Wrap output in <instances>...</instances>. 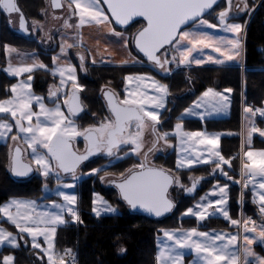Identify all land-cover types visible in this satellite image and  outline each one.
Masks as SVG:
<instances>
[{
	"label": "snow or ice",
	"instance_id": "obj_1",
	"mask_svg": "<svg viewBox=\"0 0 264 264\" xmlns=\"http://www.w3.org/2000/svg\"><path fill=\"white\" fill-rule=\"evenodd\" d=\"M76 4L77 14L80 16V22L77 25L84 24L85 16L90 18V21H95L97 24L110 25L112 21L116 25H128L135 17H142L146 22L144 26L133 35V37H125L122 32L112 30V34L120 41H123L125 49L129 44L134 42V47L141 59L133 58V63H142L143 58L163 70L165 74L168 72L166 65L169 60L160 58L161 50L167 51L175 49L180 54L179 63L183 65L189 58L191 62L202 65L206 62L214 64H223L226 61L232 62L240 55V41L238 38L224 39L216 37L203 28L222 30L227 33L238 34L242 31L240 23L228 22L230 11L232 9L231 0H228V7L220 11L218 14V24H213L204 19V14L216 5L217 0H103L107 5V11L110 12L109 18L104 14L103 9L98 6V0H87L86 3H81L80 0H73ZM54 7H60L57 0H53ZM0 9L7 14L18 12L19 9L14 0H0ZM238 12H245L247 4L241 7L236 5ZM66 26H67V22ZM191 24L192 27L185 30L186 25ZM20 28L25 29V21L23 16L20 18ZM196 29V30H194ZM71 47V45H69ZM200 49H211L219 53L220 57L225 60L207 56L205 59H197L193 57V53ZM14 51L5 45V53ZM61 54L65 52V47L61 45ZM57 57H53V64H56ZM84 56H80L81 69L84 68ZM175 60V57H173ZM95 63V61H93ZM128 63V61H125ZM34 68L44 69L46 66L43 63L31 64L20 67H15L9 64L4 71L9 76L20 77L22 73H31ZM60 76V87L55 90H49V99L57 97V94L63 91V86L71 81V89L65 93L63 106L67 108V115L61 111V105L55 102L54 108L45 106L41 97L34 96L31 91V81L33 77L28 75L27 81H19L11 85V97L0 100V113L10 114L15 120V129L17 135H13L11 139L16 141L19 134H23V142L31 149V162L36 166V171L45 178L54 175L58 180L61 174L70 176L73 181H76L78 169L90 157L97 154H102L111 161L127 158L129 155L139 157L143 155V159L138 163L133 164L130 168L118 175L110 174L107 171L100 176L101 182H105L106 177H110L109 183L113 184L119 191L120 197L130 206L131 209H137L156 217H160L169 213L174 208V203L168 198L167 193L169 186L173 183L180 184L179 179L173 180L164 169L156 168L148 163V156L157 150L156 143L148 148L146 152L141 153L142 141L141 130L145 127L146 120L153 123V132L156 130L158 121V111L165 105V96L167 87L159 81L149 76L143 75H128L124 77L125 95L124 98L118 99L114 93L104 92V98L107 102L109 114L98 122L96 125L80 128L75 124L73 117L81 111L79 92L82 91V86L77 83L75 69L68 65L66 68H53L52 74ZM145 81H151L150 84ZM135 87L128 91V86ZM151 90L154 95H149L147 90ZM231 88L224 90L225 93L231 94ZM203 103L211 104L216 111L225 110L229 103V96L221 92L214 91L208 88L202 93ZM35 102L39 106V112L32 110V104ZM200 104L197 103L196 107ZM188 111V110H186ZM244 113L255 116L257 113L264 117V108L253 110L251 107H244ZM35 116L36 122L32 123ZM43 118V120L41 119ZM25 121L28 123L25 124ZM182 125H175V135L180 143H188L196 140L201 145L212 146L214 149L218 144V139L215 137L205 136L202 132H183L181 133ZM13 130V125L6 120H0V138L6 137ZM258 132L261 137H264V130H261L253 125L248 132L249 138L252 133ZM82 137L85 141V149L80 152L73 147L76 138ZM158 140L167 142L168 133L157 136ZM122 146L130 147V152L124 153L121 157L118 155L123 151ZM171 147V145H169ZM42 149L43 151H40ZM209 158L215 157L212 162L215 163V168L219 169L221 174L228 179L227 172L221 168V164H230L229 160L224 159L219 151L209 150ZM246 162L242 163V178L251 173L253 176L264 177V151L253 152L247 151L244 153ZM201 162V157L197 156L196 160L191 158L177 159V168L191 166L194 163ZM203 163H208V160H203ZM102 168L91 169L90 174H99L103 171ZM10 171L15 177H26L34 171L33 167L23 162V153L20 147H16L14 153H10ZM243 183L247 187L246 181H236ZM74 183H65L63 188H73ZM195 187L185 189L191 193ZM228 185L214 186L210 195L218 196L214 201H209L207 204L200 203L196 205V210L192 207L187 208L183 213L184 216L192 215L197 221H203L206 216L210 215V209H214L216 213H220L226 221L231 225H238L240 222L236 219H230L229 211L226 207L228 200ZM261 190L258 194L260 204V214L264 217V181L258 184ZM218 189V190H217ZM65 204L51 205L52 208L59 211H37L35 201H23L11 199L3 205H0V214H4L7 220L15 224L19 230L20 238L23 234L31 238L33 248H41L38 238L42 237L43 242L47 247L41 248V251L47 255L48 264H65L63 256L56 254L54 249V237L57 228L64 225L67 221L63 213L65 210L72 217L73 223H82L79 215L74 209L77 203V197L74 194H65L59 192ZM254 200L257 192L253 190ZM243 197H241L242 199ZM92 212L97 218L102 215V212L115 213L116 209L93 193ZM15 207L16 213L13 214L10 209ZM24 209V212L20 210ZM245 225L255 221L245 220ZM244 231L256 232V227H245ZM165 237L172 242L171 247L159 248V254L156 259L158 264H182V253L177 249H191L195 254L196 259L192 264H239V259L242 256L244 264H264V256L257 255L251 245L257 237H249L244 235V244L237 253L232 250L231 246L237 242V235H232L227 239V243L217 245L216 241H224V235L210 236L206 232L197 231L196 228L187 232L174 234L165 231ZM258 240L261 245H264V225L260 226ZM8 242L13 248L17 247V237L3 229H0V243ZM123 251V249H121ZM65 255H72L71 250H66ZM252 257L249 262L248 258ZM13 256H4L3 264H13Z\"/></svg>",
	"mask_w": 264,
	"mask_h": 264
},
{
	"label": "trees",
	"instance_id": "obj_2",
	"mask_svg": "<svg viewBox=\"0 0 264 264\" xmlns=\"http://www.w3.org/2000/svg\"><path fill=\"white\" fill-rule=\"evenodd\" d=\"M22 2L27 15L31 19H38V11L44 10L46 6L43 0H22ZM137 23L143 24L142 22ZM137 23L126 31L129 32ZM5 45H14L21 50L40 51L37 46L39 43L36 39H23L10 35L6 29L4 19L1 18L0 65L5 64ZM244 49L245 69L243 75L239 65L227 67L189 66L176 71L173 70L171 74L166 76H161L153 72V75L167 87V93L171 98L168 109L161 116L162 123L160 127L163 131L171 130L173 123L178 120L179 114L208 88L216 91H223L227 88L233 90L230 94L231 108L229 117L224 120H210L205 123L207 130L219 131L225 134L221 138L220 150L227 160L232 161L233 169L232 171H228L223 166L221 168L232 178L230 179L231 181H226L223 178L221 172L215 168V164L189 171L173 172L171 174L175 179L178 178L182 185L185 183L191 185L193 181L202 179L201 189L197 190L193 197L182 195L184 200H181L180 203L179 201L177 202L176 209L170 216L162 220H152L142 215L130 213L123 202L119 200L114 190L104 188L101 185L100 176L104 175L105 171L118 175L120 172L125 171L133 164L139 162L133 156H129L116 164L103 167V171H100L99 174L83 179L78 191V210L82 223H67L64 227L59 228L55 239L56 254L62 255L66 250H71L77 264H156V237L163 228L197 227L200 230L229 229L227 224L218 219H209L204 224H198L194 219L181 220L179 216L190 205L189 203L183 205V202L197 197V195L201 194L215 180L229 183L231 211L233 215L237 213L236 200L239 194V184L236 181L239 180V173L236 161L240 150L241 92H243V96L247 101H251L256 106L264 108V1L247 26ZM41 59L48 68L51 67L52 61L50 57L41 54ZM130 71V69L125 67L90 69V78L85 80V82L83 81L86 89L85 94L93 101L92 98L96 100L97 93L101 92L100 90L102 88L109 87L123 97V78ZM33 77L35 91L42 93L48 86L47 82H49L51 74L49 71H37L33 73ZM0 78L3 83L7 84L15 81V79L8 78L4 74H1ZM41 81L45 84L41 85ZM257 124L260 129H264L263 119H259ZM184 126L186 129L191 130H201L204 128L203 124L198 121H187ZM253 148L264 149V140L258 136L254 137ZM10 150V143L0 145V205L10 198L39 199L44 180L35 177L26 182L14 181L8 173ZM153 161L162 166L172 167L174 152L158 154L153 157ZM102 166H104L103 163H96L89 166L85 171L87 172L93 168L99 169ZM226 179L228 178L226 177ZM175 187L180 191L177 184ZM92 192L100 193L116 206L118 210L116 214L99 218L94 217L91 214ZM249 198V193L244 194V208L249 216L256 215L257 210L251 204ZM0 223L9 232L17 233L13 226L4 221ZM8 250H11V253L14 255V264H44L40 256L27 247L4 249V251ZM260 252L264 255V249H260Z\"/></svg>",
	"mask_w": 264,
	"mask_h": 264
},
{
	"label": "rangeland",
	"instance_id": "obj_3",
	"mask_svg": "<svg viewBox=\"0 0 264 264\" xmlns=\"http://www.w3.org/2000/svg\"><path fill=\"white\" fill-rule=\"evenodd\" d=\"M43 1H45V4H46L45 9L38 11L37 17H38V19L42 20L43 24L44 23L46 24L47 20H49V24H48V27H46L45 24L42 26L43 27L42 31L40 32L39 36H37L36 39L38 40V43L40 45L44 46L46 49H49L50 46H52L54 44V32L56 31V29H58L60 27L62 29H60L59 32H57V34L59 35L58 42H59V45L63 44L65 47V52L63 54H61V52H60L59 56L57 57L58 59H57L55 65L53 64V60H52V68L49 69L51 74H52L54 67L66 68L68 65H71L75 69V74H76V77L78 78L77 70L70 63V59H69V52L75 46L76 48H79L80 50H82L85 53V55H88L89 56L88 59L92 63H93V61H95V62L99 61V62L103 63V66L109 65L111 67H125V68L131 70L130 72H127L125 74V76L143 75V76L152 77L153 79L159 81L153 75V72L155 74H159L161 76H166V75L171 74V71H173V70L176 71L180 68L189 67V66L190 67H195V66L227 67V66H232V65H239V68H240L241 73L243 75V71L245 69V65H244L245 49L244 48H245L246 29H247L249 22L251 21V18L254 16V14L256 13V11L258 10V8L260 7L261 3L264 0H231L232 9L230 11V16H229L228 22L240 23L243 26L242 31L238 34L227 33V32H224L222 30L208 29L206 27L202 29V30L207 31L216 37H222L224 39L238 38L240 41V45H241L240 55L236 58L235 61H232V62L226 61L224 57H220L219 53L212 51L210 48L209 49L198 48V50L193 53V57H195L197 59H205L206 60L207 56H212L214 58L225 60V62L223 64H219V65L211 63V62H206L202 65H197V64L191 62L192 58H189V61H186L183 65H181L179 63V61H180L179 52L176 51L175 49L169 48L167 51H165L161 55L162 61L164 59H167L170 61V63L168 65H166V67L168 68L167 74H165L162 69H158L154 65L146 63L144 61L142 63H133L134 57L136 59H141V58H139L133 54V52L131 50L132 49L131 43L129 44L128 48L125 49L123 46V41H120L117 37H115L112 34V30H114L117 32H122L125 37L131 38L143 26V24L137 23L136 26H133L132 29L129 30V32H130L129 33L127 31H118L117 29L114 28L112 23L110 25L97 24L95 21H90V18L85 16L86 22L84 24L80 25L79 27H77V25L80 22V16L77 14L78 10L76 9V4L73 2V0H67V3H65V10L63 13H61V15L50 11V9L48 8V5H47V2H49V0H43ZM80 2L86 3L87 0H80ZM245 3L247 4V10L245 12H238V10L236 9V5L239 4L242 7L243 4H245ZM98 6L101 9H103L104 14L107 15L103 5L101 4V2L99 0H98ZM226 7H228V0H223L220 3V5L214 11H212L208 17H204V19H206L210 23L218 24V14L220 11L224 10ZM41 20H39V21H41ZM65 22H67V26H66ZM191 27H192V25L187 27L185 30H187ZM194 30H196V29H194ZM43 39L46 42H44ZM69 45H71V47H69ZM10 46H12V45H10ZM9 48L14 49V51H11L9 53L4 52V56L6 58V61H5L4 65H0V77H1V74H4L8 78L15 79V81L7 84V83H3L1 78H0V100L10 98L11 97V85L18 83L21 80L27 81L28 75H31L33 77V72L36 69L48 70V67L43 63L46 66V68H44V69L34 68L33 72L22 73L20 77L9 76L4 71V69H6L9 66V64H11L12 66H15V67H20V66H25V65H31L34 63H36V64L40 63L38 61V58L33 56L31 53H30L31 54L30 55L26 51H21L20 48H15V47H9ZM43 50L45 51V49H43ZM36 56H37V54H36ZM173 57H175V60H173ZM125 61H128V63H125ZM109 66H107V67H109ZM81 71L83 72L84 70H81ZM88 74L90 75V73H88ZM55 76L57 77L58 81L56 82L55 85L53 84V87L51 86L52 87L51 89H53V90L60 87V76L58 73ZM33 79H34V77H33ZM33 79L30 82L32 85L31 91H32L33 95L41 97L45 106L48 108H54L55 107L54 101L58 102L61 105V111H63L67 115V108L63 106V101L65 98L64 94L67 93V89L70 85L69 83H72V82L68 81L63 86V91L58 93L57 97L50 100L49 99V90L50 89L48 91H46V93L36 92L34 89V85H33ZM159 82L161 83V81H159ZM145 83L150 84L151 81H145ZM134 87H135L134 85H129L128 91H131ZM147 91H148L149 95L155 94L150 89ZM214 91H216V90H214ZM122 92H123V97L119 96L120 97L119 99H121V100L124 98V95H125L124 78H123ZM217 92H221L224 95L229 96L230 103L225 110L218 112L212 107L211 104L203 103L202 101L204 98H202V94H201L185 110H183L179 114L178 120H176L173 123L171 130L163 131L160 127V124L162 123L161 116H162V113L168 109L169 101L171 99L170 95L168 93L166 94L164 107L162 109L157 110L159 123L156 124L155 132H153V123L154 122H152L150 120H146L145 127L141 130V141H142L141 153L146 152L148 150V148L152 147L153 143H156V145H157V150L154 153H150L148 156V163L149 164H151L152 166H155L156 168H162L171 174V173L176 172V171H189V170H193V169H196L199 167L215 164L212 161L215 160L216 158L215 157L209 158V156H208V152L210 149L213 151H219L221 156H223L221 153V150H220V143H221V138L225 134L223 132L214 131V130L209 131L205 127V123L207 121L224 120V119H227L230 115L231 95L228 93H225L224 90L223 91H217ZM250 102L251 101H247L244 98L243 92H241V96H240V132H239L240 150L238 153L236 163H237V170L239 173V180L238 181H242V180L246 181L247 187H244L243 183H238L239 184V189H238L239 194H238V196H237L238 198L236 200V204H237L236 215H233V213L231 211V207H230L231 196H230L229 183H225V182H221V181H217V180L212 182L210 184V186L207 189H205L201 194L197 195V197H194L193 199H189V201L183 202V205H186L189 203L190 205L187 208L192 207L195 211L197 204H200V203L207 204L210 200L214 201V200L219 198L218 196L210 195L211 192L213 191L215 185L219 184L221 187L224 185H228V188H227L228 200H227L226 207L229 211L230 219H236L240 223L238 225H231V223L229 221H226L220 213H216L214 211V209H210L211 214L206 216V218L203 221H197V219L192 215H188V216L183 215V213L187 210V208H186L179 216V218L181 220L182 219H187V220L194 219L196 221V223L204 224L206 221L208 222L209 219H218V220L223 221L225 224H227L229 229H226V230H200L197 227H189V228H176V227L170 228V227H167V228H163L160 230V233L156 237V257L159 254V248H165L166 249L167 247L172 246V242L168 241L164 235L165 231L172 232L174 234H179L180 232H187L188 230H191L193 228H196L197 231L206 232L210 236H213V237H215L216 235H224L225 236L224 241H216V244L218 246L221 245L222 243H227V239L230 238V236L237 235L238 239H237L236 244L231 246L232 250L237 252V253L240 252V248L244 244V239H243L244 235H248L249 237L255 236V237H257V239L254 241L253 245H251L252 250L257 255L264 256L260 252V249L261 250L264 249V245H261L259 243V240H258V233L260 231V226L264 225V217L261 216L260 211H259L260 204H259V200H258V194L261 190L258 188V184L261 181H264V177H260L258 175L253 176L251 173H247L243 178L241 176L242 163L246 162V157L244 156V153L247 151H253V152L264 151V149L253 148L254 137L258 136L262 140H264V137H261L258 132L252 133L251 138H249V135H248L249 129L253 125H255V127L259 128L258 124H257L259 119L264 120V117H261L259 115V113L256 116H252L250 113L249 114L244 113L243 108L249 107ZM197 103L200 104L199 107H196ZM32 110L34 112H39V106L35 102H33V104H32ZM186 110H188V111H186ZM41 119L43 120V118H41ZM0 120H6L8 123L13 125L12 132L9 133L6 137L0 138V145L10 143L11 149L14 148V146L21 147L22 151H24L25 161H27L28 163H30L33 166L34 176L36 178L38 177V178H42L44 180V184L41 186V196L39 199H25V198H19V199L15 198V199L23 200V201H35L37 206H38L37 211L54 212V211H59V210L51 207V205L53 203L65 204L62 197H60V195H59V192L63 191V192H65V194L76 195L77 203L73 207H74L75 211L77 212V214L79 215V210H78V198H79L78 191H79V188H80L81 183H82L84 178L90 177V176L95 175V174H90L91 171H88L86 173L78 172L77 176L79 178L76 181H73L70 176H67L66 178L62 177V180H59V181L57 180V178L54 175H51L48 178L41 176L39 174V172L35 170L36 166L34 164H32V162H31V149H28L27 145L23 142V138H22L23 134H19L18 139L16 141H13L11 139V137L13 135H17V130L15 129V120L12 119L10 114H4V113H0ZM187 121H191V122L198 121V122L203 124L204 128H202L201 130L186 129L184 125ZM35 122H36V118L34 116L32 123L35 124ZM27 123L28 122L25 121V124H27ZM177 123H180L182 125L181 133H183V132H202L205 134V136L217 138L218 144L213 149L212 146L201 145L196 140L189 141L188 143H184V144L180 143L177 139V136L175 135V125ZM75 124L79 127V125L76 122H75ZM80 128H82V127H80ZM261 130H264V129H261ZM164 133H168L167 142H165L164 140H158L157 139L158 135H162ZM169 145H171V147H169ZM40 151H43V150L40 149ZM171 151L174 152V161H173L172 167L162 166L161 164L153 161L154 156H156L158 154H167ZM126 152H130V147L124 146L123 151L118 153V155L123 157L124 153H126ZM10 153H11V150H10ZM129 156H133L139 160L144 158L142 154L139 157L134 156V155H129ZM197 156L201 157V162L194 163L191 166H185V167L177 168L176 161L178 158L179 159L191 158L193 160H196ZM205 159L208 160L209 162L203 163L202 161ZM224 159H226V158L224 157ZM121 160L122 159H120L119 161H121ZM119 161L112 160L111 165L116 164ZM109 163H110V161L105 163L104 166L109 165ZM222 166L225 167L228 171H232V169H233L232 161H230V164H223L222 163L221 167ZM8 167H9V164H8ZM199 181L200 182H199L198 187L196 188L195 192L190 197L195 196L197 190L201 189L202 179H200ZM65 183H74L75 186L73 188H63V184H65ZM175 186H176V183H175ZM103 187L107 188L105 185H103ZM178 187L180 188V191H179V195L177 196L178 200L176 201V204L178 201L180 203L181 200H184L182 198V195L184 194L183 191L185 189L189 188L190 185L188 183H185L184 185H182V183H180V186L178 185ZM254 188H255V191L257 192V196L255 197L256 203H253V200H254L253 190H254ZM93 193L98 194L99 197H103V199L105 201H107L108 204H110L113 208L116 209V212L118 211L116 206H114L106 197H104L103 195H101L98 192H92L91 214L94 217H96V216L92 212ZM246 193L250 194L249 200H250L251 204L254 205V207L257 210L256 215L249 216L246 209L244 208V194H246ZM241 197H243V198L241 199ZM11 199H14V198H10L9 200H11ZM10 211L13 214H15L17 209L15 207H12L10 209ZM20 211L24 212V209H21ZM116 212L115 213L102 212V215L100 217L111 216V215L116 214ZM63 215H64L65 220L67 222L64 225L58 226L57 231L59 230V228L64 227L67 223H70V224H78L79 223V222L73 223L72 217L70 215H68L66 210L63 213ZM245 220L255 221V225H253L252 223H248L247 225H245V223H244ZM253 226L256 227V232H254V233L253 232H247L246 233L244 231L245 227L252 228ZM13 227L16 229L17 233L16 234L11 233V232H9V233H11L12 235L17 237V245H18V241H19V237H20L19 230L16 228L15 224ZM56 234H57V232H56ZM23 239L25 241L23 245H27L26 246L27 248L33 250L34 252H36V254H38L40 256V258L44 261V264H48L47 255H45V253L43 251H41V248L47 247V245H45L43 242V238L42 237L38 238V242L41 244V248H33L31 238L27 235V233L23 234ZM55 239H56V235L54 237V249H53V251L56 253V251H55ZM177 251L182 253V264H192V262L196 259V256H195V254L192 253L191 249H177ZM60 256L64 257L65 264H68L70 260L75 259L73 255H65V253L60 255ZM252 259H253L252 257H249L248 258L249 262H251ZM156 264H158L157 259H156ZM221 264H224V262H221ZM239 264H244V260H243L242 256L239 259Z\"/></svg>",
	"mask_w": 264,
	"mask_h": 264
},
{
	"label": "flooded vegetation",
	"instance_id": "obj_4",
	"mask_svg": "<svg viewBox=\"0 0 264 264\" xmlns=\"http://www.w3.org/2000/svg\"><path fill=\"white\" fill-rule=\"evenodd\" d=\"M51 1L52 0H49V2H47V5H48V8L50 9V11L51 12H54L56 14H60L61 15V13H63L64 10H65V3H67V0H61V2H62V9H61L60 12L53 11ZM14 2H15V4L17 5V7L19 9L18 12H14V13H12V14L9 15V14L3 12L2 9H0V19L1 18H4L7 31L10 33V35L15 36V37H18V38H23V39H36L37 36H39L40 32L42 31V28H43L42 26L45 23L43 24L41 19H31V18H29V16L27 15L26 10L24 8V5H23L22 0H14ZM23 15L25 17L24 18V21H25V29L26 30H22L20 28V18ZM39 20H41V21H39ZM48 24H49V20H47V22L45 24L46 27H48ZM60 29H62V28L59 27L54 32V44L52 46H50L49 49H46L44 46H42V45L39 44L37 46L40 49V51H36V50H23V51H26V52H36L38 54V56H39V58H40V60H41L42 63H44V62L41 59V54L43 56L50 57L51 58V61H52L53 60V57L54 56L57 57L58 54L60 53L61 45H59V42H58L59 35L57 34V32H59ZM43 41H44V39H43ZM44 42H46V41H44ZM13 47L18 48L17 46H14V45H13ZM131 47H132V45H131ZM43 49H45V51ZM132 51H133V49H132ZM133 54L135 56H137L134 51H133ZM80 56H84V58H85L84 59V68L86 70H84L83 72L81 71L82 69H81ZM88 58H89L88 55H85V53L82 50H80L79 48H76L75 46L69 52L70 63L77 70V76H78L77 83L82 86V91L79 92V96H80V102L84 106V113H83V115L81 117H79V118H73V119L79 125V127H84V128L85 127H88V126H92V125L98 124V122L100 120H102L104 117H106L108 115L106 103H105V101L103 100V97H102V94H103V92L105 90H111L112 92H114V94L116 95V97L118 99L120 98L119 97L120 94L117 91H115V90H113L112 88H109V87L108 88L107 87L102 88V90H100L101 92L97 93L96 100H95V98H92L93 101H95L96 103L93 102L89 98V96H87V94H85L86 89H85V86L83 85V81L85 82V80H88L90 78V75L88 74V73H90L89 72L90 71L89 69H91V68H106L107 67V66H100V65L99 66L92 65V62ZM51 68H52V62H51V67H49L48 70H35L33 73H35L37 71H49V69H51ZM49 73L51 74L50 71H49ZM57 81H58L57 77L51 74V77L49 78V82H47L48 83L47 84L48 86L44 89V91H42V93H46V91H48L50 88H52L53 87V84L55 85ZM33 83H34V80H33ZM43 84H45V83L41 81V85H43ZM71 84L69 85V87L67 89V92L70 91ZM91 101H92V103H91ZM73 147H74V149H76V150H78L80 152H83L84 149H85V143L79 140V141H77V142L74 143ZM122 147L124 148V146H122ZM12 149H11V151H12ZM23 156H24V160H25L24 151H23ZM124 159H126V158H123L122 160H124ZM137 161H139V159H137ZM107 162H109V158L105 157L102 154H97V155L93 156L92 158H90L87 162L83 163L80 166V168L78 169V172L84 173V172H86L85 170L89 166H91V165H94L96 163H103V164H105ZM89 171H91V169ZM62 177H65L66 178L67 176H61V178L59 180H62ZM33 178H35V176H33L31 179H33ZM108 178L110 179V177H106L105 183L104 182H101V185L103 184L108 189H112V190H114L116 192V189L113 186V184H111V183L108 182V180H109ZM31 179H29V180H31ZM29 180H27V181H29ZM103 185H102V187H103ZM178 195H179V190L176 189V187L172 188L170 190V192H169V197L172 200H174V201H177L178 200V197H177Z\"/></svg>",
	"mask_w": 264,
	"mask_h": 264
},
{
	"label": "water",
	"instance_id": "obj_5",
	"mask_svg": "<svg viewBox=\"0 0 264 264\" xmlns=\"http://www.w3.org/2000/svg\"><path fill=\"white\" fill-rule=\"evenodd\" d=\"M99 1H100L101 4L103 5V7H104V9H105V11H106L108 17L110 18V17H111V14H110V12L107 11V5L103 2V0H99ZM221 2H222V0H217L216 5H214L212 9L208 10V11L204 14V17H206L210 12H212V11H213V10H214V9H215V8L221 3ZM57 3L60 4V7H54V6H53V0L51 1L52 9H53V11H55V12H60L61 9H62V2H61V0H57ZM204 17H203V18H204ZM23 18H25L24 15H23ZM137 22H142V23H143V26H144V24L146 23V22L143 20L142 17H135V18H133V20H131V21L129 22L128 25H124V26L116 25L114 21H112L111 23L113 24V26H114L115 29H117V30H119V31H125V30H127L129 27H131L132 25H134V24L137 23ZM143 26H142V27H143ZM189 26H191V24L186 25V26H184V27H185V29H186V28L189 27ZM142 27H141V28H142ZM141 28H140V29H141ZM140 29H139V30H140ZM139 30H138V31H139ZM138 31H137V32H138ZM137 32H136V33H137ZM136 33H135V34H136ZM131 45H132V49H133V51L135 52V54H136L139 58H142V57L140 56V54L137 53V51H136V49H135V47H134V42H132ZM164 52H165V50H161V53H159L160 58H161V55H162ZM143 60H144L146 63H149V62L146 60V58H143ZM161 60H162V58H161ZM149 64H150V63H149ZM155 67L158 68V69H160L158 66H155ZM105 91H107V92H109V93H114V92H112L111 90H105ZM105 91H104V92H105ZM104 92H103V94H102V97H103V100L105 101V103H106V107H107V102H106V100H105V98H104ZM79 97H80V96H79ZM80 104H81V111H80L79 113H77V115H76L75 117H73V118H79V117H81V116L83 115V113H84V106L82 105L81 102H80ZM107 111H108V108H107ZM108 114H109V112H108ZM79 140L85 143V141L83 140L82 137H78V138H76V141H75V142H77V141H79ZM75 142H74V143H75ZM74 143H73V145H74ZM16 147H19V146H15V147L12 149L11 153H14ZM20 148H21V147H20ZM21 150H22V149H21ZM22 153H23V151H22ZM92 157H93V156H92ZM92 157H90V158H92ZM90 158H89V159H90ZM87 161H88V160H87ZM87 161H85V162H87ZM23 162L29 164L28 162H26V161L24 160V156H23ZM85 162H84V163H85ZM29 165L32 166L31 164H29ZM32 167H33V166H32ZM218 171L220 172L219 169H218ZM166 172H167V171H166ZM8 173H9V175L11 176V178H12L14 181H16V182H25V181L31 179V178L34 176V171H33L32 173H30V174H29L28 176H26V177H15V176L11 173V171H10V164H9V171H8ZM167 173H168L171 177H173V180H175V177H174L172 174H170L169 172H167ZM61 176H65V175H64V174H61ZM223 178H225L226 181H231L230 179H226V176H224V175H223ZM199 180H200V179H197V180H195V181H193V182L191 183V185H190L189 188L193 187V184H195V187H194V189H193V191H192L191 193L184 191V194H183V195H184V196H192V194L195 192L196 188H197L198 185H199V182H200ZM113 186H114V185H113ZM114 187H115V186H114ZM174 187H175V183H173L172 185L169 186L168 193H167V196H168L169 199H171V198L169 197V192H170V190H171L172 188H174ZM115 189H116V188H115ZM116 193H117V196H118L119 200H120L121 202H123V204L128 208V210H129L130 213H132V214H136V215H142V216L147 217V218H150V219H152V220H162V219H164V218L170 216V215L175 211L176 206H177L176 201H174V200L171 199V200L173 201L174 205H175L174 208H173V210H172L171 212H169V213H166V214L160 216V217H156V216H154V215H150V214H148V213H146V212L140 210L139 208H137V209H131L130 206H128L127 203H126L125 201H123V199L120 197L118 189H116Z\"/></svg>",
	"mask_w": 264,
	"mask_h": 264
},
{
	"label": "crops",
	"instance_id": "obj_6",
	"mask_svg": "<svg viewBox=\"0 0 264 264\" xmlns=\"http://www.w3.org/2000/svg\"><path fill=\"white\" fill-rule=\"evenodd\" d=\"M59 38V37H58ZM8 47H13V46H10V45H7ZM16 48V47H15ZM21 51H23V50H21ZM4 52H5V47H4ZM61 52V51H60ZM27 53H31L33 56H35L36 58H38V61L41 63V60H40V58H39V56H38V54L36 53V52H27ZM30 54V55H31ZM36 54H37V56H36ZM60 54V53H59ZM59 54H58V56H59ZM57 56V57H58ZM5 61H6V58H5ZM92 65H97V66H103V63L102 62H99V61H97V62H95V63H92ZM104 66H109V65H104ZM109 67H111V66H109ZM36 70H39V69H36ZM12 79V78H11ZM69 84H71V83H69ZM82 128H84V127H82ZM9 163H10V159H9ZM8 170H9V168H8ZM15 199V198H14ZM19 199V198H18ZM7 201H9V200H7ZM7 201H5L4 203H2V205L3 204H5ZM1 221H4V222H6L7 224H9V225H11V226H14V224H12L11 222H9L8 220H7V217L4 215V214H0V222ZM0 229H3V230H5L6 232H9L6 228H5V226L2 224V223H0ZM24 239L23 238H20L19 237V241H18V246L17 247H15V248H13L8 242H3V243H0V264H3V258H4V256H13V258H14V255L11 253V250H8V251H4V249L5 248H9V249H19V248H26V246L27 245H23L24 244ZM13 262H14V259H13ZM14 264V263H13Z\"/></svg>",
	"mask_w": 264,
	"mask_h": 264
},
{
	"label": "built area",
	"instance_id": "obj_7",
	"mask_svg": "<svg viewBox=\"0 0 264 264\" xmlns=\"http://www.w3.org/2000/svg\"><path fill=\"white\" fill-rule=\"evenodd\" d=\"M249 107H251L253 110L259 108V107L256 106L253 102H250V103H249ZM257 114H258V113H257ZM257 114H256V115H257ZM256 115H255V116H256ZM68 264H77V262H76L75 259H73V260H70Z\"/></svg>",
	"mask_w": 264,
	"mask_h": 264
}]
</instances>
